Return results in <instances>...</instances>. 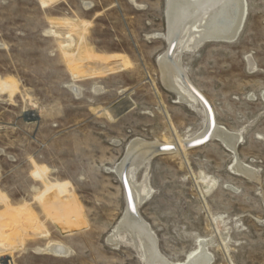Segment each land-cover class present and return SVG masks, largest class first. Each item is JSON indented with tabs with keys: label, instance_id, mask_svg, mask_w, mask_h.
I'll return each mask as SVG.
<instances>
[{
	"label": "rangeland",
	"instance_id": "1",
	"mask_svg": "<svg viewBox=\"0 0 264 264\" xmlns=\"http://www.w3.org/2000/svg\"><path fill=\"white\" fill-rule=\"evenodd\" d=\"M165 1L0 0V264H146L141 239L116 230L126 199L114 169L136 139L176 142L132 171L164 260L184 263L202 242L210 264H264V0H245L232 41L171 54L240 136L234 151L180 144L206 116L161 82Z\"/></svg>",
	"mask_w": 264,
	"mask_h": 264
},
{
	"label": "bare ground",
	"instance_id": "2",
	"mask_svg": "<svg viewBox=\"0 0 264 264\" xmlns=\"http://www.w3.org/2000/svg\"><path fill=\"white\" fill-rule=\"evenodd\" d=\"M246 13L245 0H166L165 18L167 29L166 35L162 37L168 43V47H172H170V55L173 54L175 47H178L177 49L181 50L180 53H182L184 51H193L209 41L229 42L240 31ZM167 52L168 50L158 59L162 84L170 91H173L178 96L180 102L186 103L190 108L197 103L200 104L206 116V130L204 132L194 138L180 141L181 146L186 147V144L199 140L208 131L207 112L202 102L193 94L191 88H189L187 76L184 73V69L180 66L181 63L179 64L178 56L176 59H172ZM251 67L252 65L250 64ZM262 97L264 99V93ZM211 120V127L213 128L214 126L211 136L223 143L227 149L234 151L239 143L240 136L218 126L213 116ZM174 143L176 142L174 141ZM174 143L172 141H166L162 144H157L136 139L128 145L124 159L114 169L120 180L121 176L124 175L126 191L135 212V215L130 213L126 203V213L116 230L129 232L133 237L138 236L141 239L145 249L144 257L146 258V264H156V262H160L161 264L170 263L164 260L159 254L152 231L138 215V204L151 192L146 185L145 179H142L143 182L139 186L134 183L132 171L139 169L153 157L155 146L174 148ZM128 159L130 164L125 168L124 162ZM233 168L235 172L250 178L252 177V171L247 166L238 163L237 160ZM124 193H126L125 189ZM204 247L205 245L200 242L198 248L189 256L187 261L179 263L210 264L211 259L206 255ZM45 251L47 254L55 257H65L67 254V249L59 242H49L45 246Z\"/></svg>",
	"mask_w": 264,
	"mask_h": 264
},
{
	"label": "water",
	"instance_id": "3",
	"mask_svg": "<svg viewBox=\"0 0 264 264\" xmlns=\"http://www.w3.org/2000/svg\"><path fill=\"white\" fill-rule=\"evenodd\" d=\"M170 47H168V49H167L168 52L167 53L171 57V55L169 53H170V49L172 47L171 48ZM189 88H191L193 94L202 102L203 106L205 107L206 112H207L208 125H209L208 131L206 132V134L202 138H200L199 140L193 141V142H191L189 144H186V147L192 148V147H197V146L203 145V144L207 143L211 138H213L211 136V133H212V130L214 129V126H213V128L211 127L212 113L210 112L209 105L207 104L205 99L200 95V93L197 90H195L191 85H189ZM171 150H173L172 147L155 146V150H154L155 153H154V155L153 154L152 155H153V157H155V156H158V155L163 154L165 152H169ZM152 155H150V156H152ZM153 157H151V158H153ZM129 164H130V161L128 159V160H126L124 162L125 168L128 167ZM121 182H122V185H123V187L125 189V192H126L125 195H126V203H127L128 211L135 215L133 206L131 204L130 197L128 196L127 191H126L127 189H126V183H125V180H124V175L121 176Z\"/></svg>",
	"mask_w": 264,
	"mask_h": 264
}]
</instances>
